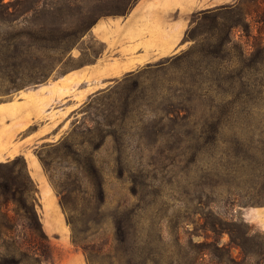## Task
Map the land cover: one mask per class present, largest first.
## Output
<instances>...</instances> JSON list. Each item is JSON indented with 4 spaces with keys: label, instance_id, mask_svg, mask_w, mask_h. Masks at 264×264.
Instances as JSON below:
<instances>
[{
    "label": "rangeland",
    "instance_id": "obj_1",
    "mask_svg": "<svg viewBox=\"0 0 264 264\" xmlns=\"http://www.w3.org/2000/svg\"><path fill=\"white\" fill-rule=\"evenodd\" d=\"M131 4L58 0L30 16L36 34L14 43L22 53L14 63L19 75L0 79V104L98 59L104 47L86 34ZM212 12L192 15L171 57L71 89L74 111L55 143L54 132L36 139L44 120L13 135L22 126L14 119L20 109L0 114V163L16 156L26 162L50 243L47 264H257L244 262L226 231L243 237L244 223L264 239V0ZM20 22L17 31L25 28ZM41 25L48 42L37 33ZM59 37L61 55L41 48ZM40 63L53 65L50 75L27 84L42 73L29 71ZM53 110L61 115L59 106ZM18 147L24 154L12 156ZM27 160L36 161L39 175Z\"/></svg>",
    "mask_w": 264,
    "mask_h": 264
},
{
    "label": "crops",
    "instance_id": "obj_2",
    "mask_svg": "<svg viewBox=\"0 0 264 264\" xmlns=\"http://www.w3.org/2000/svg\"><path fill=\"white\" fill-rule=\"evenodd\" d=\"M235 2L236 0H137L124 15L99 18L86 34L104 47L98 59L24 92L20 101L1 103L0 114L14 108L20 109L14 119L22 126L13 135L22 134L36 119L44 120L45 125L41 129L45 128V131L39 132L36 139L54 132L51 142L55 143L64 136L69 115L74 111V107L68 109V100L73 98L68 93L71 89L88 80L93 82L117 78L171 57L180 47L192 15L210 13L217 7L232 6ZM72 55L76 58L81 56L80 50ZM54 106H59L56 112L61 115L54 113ZM53 116L55 122L52 121ZM26 138L28 136L22 141ZM21 147L11 150L12 156L24 154ZM33 162L37 170L32 167ZM27 163L32 172L39 175L36 161L27 160ZM53 223L55 228L60 229L61 217L54 216Z\"/></svg>",
    "mask_w": 264,
    "mask_h": 264
},
{
    "label": "trees",
    "instance_id": "obj_3",
    "mask_svg": "<svg viewBox=\"0 0 264 264\" xmlns=\"http://www.w3.org/2000/svg\"><path fill=\"white\" fill-rule=\"evenodd\" d=\"M136 1L132 0V4ZM53 5H58V0H8L7 2L0 0V79H4L3 75L9 79L19 75L14 63L22 53H18L14 43L21 37L31 40L36 31L29 27V17L35 14L44 15L46 9ZM127 11L128 9L117 15H124ZM19 20H21L20 24L25 25L22 31L16 30ZM38 32L43 35L42 41L48 42L46 26L41 25ZM64 42L65 37H59L53 46L44 43L41 48L52 55H61L65 49ZM11 47L14 49L10 50ZM3 63H7L6 68L10 65L7 73L2 71L1 64ZM52 69L53 65L47 63L33 66L29 71L38 70L42 73L39 77L28 81L27 84L46 81ZM11 82L15 84V81ZM17 88L13 85L9 90L12 92ZM35 193L36 186L27 171L26 162L22 156H16L13 160L0 163V264L51 263L50 243L36 210ZM241 224L249 231L239 238L234 235V230L230 227L226 231L230 244L239 249L244 262L254 258L257 264L264 263V239L259 238L257 234L249 235L251 231L248 226ZM236 225L233 223L230 226ZM254 237L258 239L256 249H250L247 246Z\"/></svg>",
    "mask_w": 264,
    "mask_h": 264
}]
</instances>
